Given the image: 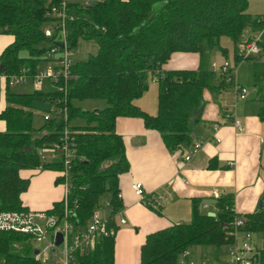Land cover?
<instances>
[{"label": "trees", "instance_id": "1", "mask_svg": "<svg viewBox=\"0 0 264 264\" xmlns=\"http://www.w3.org/2000/svg\"><path fill=\"white\" fill-rule=\"evenodd\" d=\"M247 0H93L85 6L71 2L66 22L68 47L80 41H94L95 53L73 63L67 83V119L55 114L36 130L32 107L37 99L55 104L60 92L35 90L17 93L5 88L6 107L0 119L6 129L0 131V211L27 209L21 194L29 179L23 169L61 171L60 159L42 161L38 151L59 141L67 126L74 132L75 158L69 169L68 207L79 227L89 221L107 195L110 211L108 226L117 228L115 214L122 207L119 175L128 171L129 162L122 136L116 131L120 117L142 119L145 128L157 131L170 152L191 144L190 124L200 120L205 104L204 91H219L231 82L210 67L209 57L222 37L234 45L253 36L264 26V14L252 16ZM60 0H0V33L13 41L0 55V75H17L23 70L33 74L44 61L48 49L56 44L57 30L44 36V24L54 18L52 7ZM43 44V45H42ZM47 44V46H46ZM259 52L247 56L255 64L254 82L258 83V116L264 120V33L258 41ZM222 53L226 49L220 47ZM235 61L242 60L238 47ZM174 52L199 55L195 69L166 70L164 65ZM44 57V58H43ZM243 59V60H245ZM158 85L157 113L143 111L135 100L147 90V76ZM84 100H103L104 106L91 110L78 106ZM143 203L154 210V200ZM105 201V202H106ZM215 216H208L193 200L192 217L187 223H172L146 236L140 249L139 264H176L180 254L190 247H220L233 240L232 222L244 221L242 230L264 233V210L236 214L229 196L216 200ZM62 216L63 200L46 211ZM20 243V249L16 244ZM28 236L0 232V264H39L31 255ZM264 264V249L256 254ZM218 258V257H216ZM80 264H114V236L98 239L80 258Z\"/></svg>", "mask_w": 264, "mask_h": 264}, {"label": "crops", "instance_id": "2", "mask_svg": "<svg viewBox=\"0 0 264 264\" xmlns=\"http://www.w3.org/2000/svg\"><path fill=\"white\" fill-rule=\"evenodd\" d=\"M249 33L247 30L246 35ZM12 41V35L0 33V55ZM198 64L197 53L174 52L164 69H195ZM236 73L234 81L219 91H204L200 120L190 124L191 144L200 142L201 148L188 161L184 160L188 146L170 152L160 134L145 128L142 119H117L116 131L123 138L129 168L119 175L122 207L118 213L125 218V224L116 225L114 264H139L146 236L172 223L189 222L194 199L198 200L200 211L215 213L216 200L225 196L232 199L236 214L264 210V120L258 116L261 93L257 91L255 97L248 99L247 90L246 99L237 98ZM5 85V79L0 77V113L6 107ZM154 102V97L150 103L145 96L135 100L152 115L157 113ZM228 114L241 121L242 132L237 131ZM5 129L6 123L0 119V131ZM20 175L29 179L21 194L22 205L27 209L47 211L63 200L65 186L60 171L23 169ZM133 182L141 183L151 199L164 196L158 210L141 201L131 187Z\"/></svg>", "mask_w": 264, "mask_h": 264}, {"label": "built area", "instance_id": "3", "mask_svg": "<svg viewBox=\"0 0 264 264\" xmlns=\"http://www.w3.org/2000/svg\"><path fill=\"white\" fill-rule=\"evenodd\" d=\"M74 0H60V6L52 7L49 15L54 19L57 36L56 44L51 46L45 54L47 67L43 70H36L33 74L29 70H23L17 75H0L6 81L5 86H13L19 84H28L31 81L34 87L41 86L42 82L48 80L53 89L60 92V96L55 98V104L58 106L56 113L62 115L67 119V83L72 77L73 66V50L68 47L66 37V22L73 20V15L68 14V6ZM54 28L45 27L44 36L51 37ZM264 33V26L256 33L255 36L247 41L241 43L239 54L241 58L245 59L247 56L256 54L260 48L258 41ZM62 43L63 46L58 45ZM44 58V57H43ZM242 59V60H243ZM213 70L225 76V81L231 82L235 78V70L231 68L230 63L225 60L220 66L215 62L210 64ZM247 89L239 84L235 85L236 97L240 100L246 99ZM232 118L234 127L238 132L244 130L241 121L235 117L234 114H228ZM51 116H45V120L50 119ZM75 138L74 132L67 126L62 130L59 141L52 146L42 148L38 151V155L42 161L55 160L56 152L60 153L59 159L63 162V169L60 171L62 181L64 183V198H63V212L62 216L49 214L46 211L24 209L19 211H0V232H15L28 236L30 241L41 245V248L32 247L31 255L39 264H56L55 260L57 254L60 253L62 261L58 264H80V258L83 254L89 251L94 246L96 241L104 236H114L116 229L108 226V214L101 216V212L95 209L89 221L83 227H79L78 221L73 220L74 213L68 207V196L70 194L69 185V169L71 161L75 158ZM188 151L184 156V160L188 161L192 155L198 152L201 148L200 142L192 143L188 146ZM46 153L49 154L47 158ZM131 187L135 194L145 201V192L143 186L139 182H133ZM120 198V194H118ZM164 198L163 195L156 196L154 200L155 206L160 205V201ZM109 206L108 202H105ZM116 224H125V218L119 217V213L115 214ZM233 226V240L226 244L227 246V260L221 261L216 258L215 261L210 262L208 255L203 254L197 257L193 247L185 249L179 256L176 264H261L256 254H258V247L252 244L253 234L250 231L242 230L244 221L241 218L235 217L232 222ZM61 234V243L56 245V235ZM31 243V242H30ZM34 251L37 253L34 254Z\"/></svg>", "mask_w": 264, "mask_h": 264}, {"label": "rangeland", "instance_id": "4", "mask_svg": "<svg viewBox=\"0 0 264 264\" xmlns=\"http://www.w3.org/2000/svg\"><path fill=\"white\" fill-rule=\"evenodd\" d=\"M78 2L81 6H85L88 1H93V0H74ZM248 7L247 11L252 15V16H258L264 14V0H247ZM55 22L49 21L46 22L43 26L52 28L54 26ZM252 31H250L249 36H255L256 33L254 32L251 34ZM43 45V44H42ZM47 46V44H46ZM220 47L226 49V53H222ZM236 47L238 49H241V43L234 45L232 40L229 37H222L219 40V46L217 45L213 51L210 54L209 61L210 64L212 62H215L218 66H220L225 60H227L232 69H236V81L239 84H242L247 90L249 91V96L248 99L255 97L256 92L258 91V83L255 85L254 82V69H255V64L252 60L250 59H245V60H239L238 62L235 61V51ZM74 56H73V61H77L80 59H86L90 54H93L97 50V44L94 41H80L79 44L72 49ZM48 64L46 65V62L42 61L38 63L37 67L39 70H43L45 67H47ZM212 69V68H211ZM212 71H216L213 70ZM146 83L148 85L147 90L143 93L142 96H145V100H148V102H153V97H154V105L157 107V91H158V85L156 81H153L151 76L148 75L146 79ZM260 85H264L260 83ZM53 87L50 84L48 80H45L42 82L41 86L34 87L31 83V81L26 83L25 85L19 84V85H13V86H8L9 91L11 92H21V93H32L35 90H39L42 92H48L51 90ZM228 88V87H227ZM227 90V89H226ZM230 92V90H227ZM138 99V98H137ZM138 101V100H137ZM144 103V102H143ZM104 101L103 100H84L82 102L78 103V106L82 107L83 109L91 110L94 108H99L104 106ZM56 109H58V106L54 103H51L49 100H40L37 99L32 107L33 111V127L38 130L45 124V116L50 115L51 117H54L56 114ZM157 111V110H156ZM152 115V114H151ZM57 116V115H55ZM57 154V159L60 157V153L56 152ZM47 158H49V154L46 153ZM107 200V195H104L102 197V204L99 207V211L102 213L101 216H105L109 213L110 208L109 206L106 205L105 201ZM202 212H208L204 209H202ZM31 246L34 248H41V245L35 240H31ZM252 244L254 246H257L259 249H264V233H255L253 234L252 237ZM21 244L17 243L16 248L20 249ZM194 252L197 257L202 256L203 254L208 255V260L210 262L215 261L216 257L220 258L221 261H226L227 260V246L223 245L220 247H215V246H195L193 247ZM62 261V256L60 253L57 254V258L55 260V263L58 264Z\"/></svg>", "mask_w": 264, "mask_h": 264}, {"label": "water", "instance_id": "5", "mask_svg": "<svg viewBox=\"0 0 264 264\" xmlns=\"http://www.w3.org/2000/svg\"><path fill=\"white\" fill-rule=\"evenodd\" d=\"M58 45L63 46L62 43H59ZM3 67H4L3 65H0V70L3 69ZM207 214H208V216H212V217L215 216V213H213V212H208ZM61 240H62L61 234L57 233V235H56V245H59L61 243ZM35 253H37V251H34V254Z\"/></svg>", "mask_w": 264, "mask_h": 264}]
</instances>
